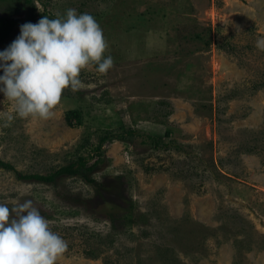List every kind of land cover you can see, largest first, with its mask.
Wrapping results in <instances>:
<instances>
[{"label":"rangeland","instance_id":"obj_1","mask_svg":"<svg viewBox=\"0 0 264 264\" xmlns=\"http://www.w3.org/2000/svg\"><path fill=\"white\" fill-rule=\"evenodd\" d=\"M32 3L0 0L20 19L0 50L21 24L75 8L98 20L114 64L82 69L47 118L0 93V160L13 166L0 164V202L33 200L68 243L56 264H264V0ZM80 156L97 184L19 176Z\"/></svg>","mask_w":264,"mask_h":264},{"label":"clouds","instance_id":"obj_2","mask_svg":"<svg viewBox=\"0 0 264 264\" xmlns=\"http://www.w3.org/2000/svg\"><path fill=\"white\" fill-rule=\"evenodd\" d=\"M19 35L0 50V93L15 102L21 117L47 118L65 88L83 87L80 72L95 64L106 73L114 64L95 16L68 8L64 15L41 16L20 25ZM264 50V35L256 40ZM67 241L49 226L32 199L0 202V264H56Z\"/></svg>","mask_w":264,"mask_h":264},{"label":"trees","instance_id":"obj_3","mask_svg":"<svg viewBox=\"0 0 264 264\" xmlns=\"http://www.w3.org/2000/svg\"><path fill=\"white\" fill-rule=\"evenodd\" d=\"M21 1V0H18ZM27 3H32L33 0H24ZM33 4V3H32ZM35 8V5L33 4V9ZM20 19L18 17H14V16H0V45L3 44L4 42L7 41L8 38L11 37V35L14 33L18 23H19ZM3 70L0 69V72H2ZM126 132H124V134H121V136H128V138L135 136L136 134H139L136 129L130 127L129 129L125 130ZM108 137H110L109 134H105L102 136L101 141L103 142L105 139H107ZM150 138L153 139V143L155 146H167L168 143H161V138L160 137H156L153 135H150ZM132 139V138H131ZM97 151L101 150V143L97 145ZM87 160L86 157H82L80 156L76 161H73L69 164L66 165H62L60 167H58L55 171L48 173V174H40V173H33V174H19L20 177L22 178H37L40 180H44V181H53L56 179L57 176L63 175V174H68V175H83L85 177V179L88 182L97 184L98 182L92 178V177H88L85 176L82 173V169L83 167L86 166ZM0 164L5 166V167H9V168H13V166L5 161H1L0 160Z\"/></svg>","mask_w":264,"mask_h":264}]
</instances>
